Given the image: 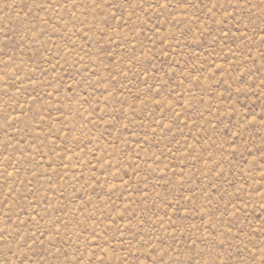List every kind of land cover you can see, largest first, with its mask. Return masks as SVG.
I'll use <instances>...</instances> for the list:
<instances>
[{
    "label": "rangeland",
    "instance_id": "1",
    "mask_svg": "<svg viewBox=\"0 0 264 264\" xmlns=\"http://www.w3.org/2000/svg\"><path fill=\"white\" fill-rule=\"evenodd\" d=\"M0 264H264V0H0Z\"/></svg>",
    "mask_w": 264,
    "mask_h": 264
}]
</instances>
